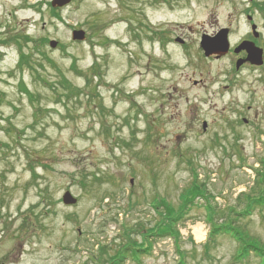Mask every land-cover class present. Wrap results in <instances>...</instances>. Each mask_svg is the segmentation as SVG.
I'll use <instances>...</instances> for the list:
<instances>
[{
    "label": "rangeland",
    "instance_id": "rangeland-1",
    "mask_svg": "<svg viewBox=\"0 0 264 264\" xmlns=\"http://www.w3.org/2000/svg\"><path fill=\"white\" fill-rule=\"evenodd\" d=\"M50 1L0 0V264H99L100 245L111 254L163 205L193 198L178 238H153L150 255L122 264H264L239 257L229 236L209 238L206 224L229 217L204 207L242 211V195L264 192L253 172L264 160V65L235 70L244 56L232 53L251 23L264 30V0H73L55 15ZM139 15L187 46L161 49L145 29L140 41ZM78 29L84 41L71 39ZM219 29L230 53L205 58L199 38ZM20 52L30 62L18 67ZM61 76L77 95L59 96ZM67 191L76 204L63 205ZM237 224L264 249V208Z\"/></svg>",
    "mask_w": 264,
    "mask_h": 264
},
{
    "label": "trees",
    "instance_id": "trees-1",
    "mask_svg": "<svg viewBox=\"0 0 264 264\" xmlns=\"http://www.w3.org/2000/svg\"><path fill=\"white\" fill-rule=\"evenodd\" d=\"M53 15H55L56 11L51 10ZM25 39L28 42H32V40L26 36ZM47 39H43V42L45 43ZM33 43V42H32ZM35 43V42H34ZM43 45L45 44H39L35 43L33 45V48L36 49L35 52L38 53L40 56H43L42 53L39 51L42 49ZM29 56L27 55H22L20 52V58H19V64L18 67H21L26 61L29 63ZM50 63V62H48ZM74 64L71 65V70L77 71V68L74 69ZM90 80V79H89ZM60 86L61 89L63 90L59 96L63 97L65 94H72L75 93L77 95V91L72 88V86L69 85V81L64 77H60ZM58 82V83H59ZM55 88L52 87V90ZM21 91L30 95L29 91L27 88L23 85L21 87ZM259 169H254L253 172L256 175V180L254 183V186L259 188V187H264V160H259ZM197 190V186H195ZM245 194V193H243ZM241 195V194H240ZM239 195V196H240ZM201 198L203 196L200 195ZM212 197V196H211ZM243 200H244V205L246 203V209L242 211H235L232 209H222L221 207L215 205V206H210L209 204H206L205 211L207 212V215L209 218H215L216 216H219L221 213H225V216H228V221H225V223L220 224V225H213L210 221L208 224V232H209V238H213L216 236H229L232 238L234 241L237 242L238 245L241 246V249H239V252H241L238 256L242 257L244 255V252L246 251H252L254 254L258 257L263 258L264 257V249L258 247L256 242H247L245 241V236L242 234L240 229L238 228V222L241 219H245L249 216H251L257 209H262L264 208V192L261 190L256 191V196H251V195H242ZM197 198V197H196ZM214 198V197H213ZM212 198V199H213ZM194 199V198H193ZM193 199L191 201H188L185 203V208L184 210H174L173 207L170 206H162L161 210L159 211V220L155 223L153 227H151L148 230H140L138 229L137 226H134L133 229H127L128 231L125 232V237L127 238L126 241H122L120 245H116L114 248L111 249V254L106 255L107 247L104 245H100L98 248V252H102L101 255L95 257L96 263L99 262V264H122V261L125 263V261H130V262H137L138 258L141 255H150L151 254V246L148 245L145 247V245L149 242V240H153V238L161 239L165 238L168 236H171L172 238H178L179 233L177 230L178 224L181 219L185 217V215H188L187 213L190 212V206L188 205H193ZM187 206V207H186ZM194 206V205H193ZM236 213H235V212ZM212 214L214 216H212ZM206 216V215H205ZM235 217V219L233 218ZM237 227H235V226ZM210 226V229H209ZM132 234H137L139 235L143 241L141 242L142 245L140 247L138 246V241L137 240H132L131 235ZM211 240V239H210ZM125 243V244H124ZM143 246V247H142ZM125 260V261H124Z\"/></svg>",
    "mask_w": 264,
    "mask_h": 264
},
{
    "label": "water",
    "instance_id": "water-1",
    "mask_svg": "<svg viewBox=\"0 0 264 264\" xmlns=\"http://www.w3.org/2000/svg\"><path fill=\"white\" fill-rule=\"evenodd\" d=\"M72 0H52L50 2V6L52 8H62L67 6ZM251 20V18H248ZM252 30L254 31V35H257L255 32V26H252ZM228 30L222 29L220 30L214 37L204 36L201 41V48L204 51V55L209 57L211 55H224L229 50V42L227 39ZM71 38L73 41H83L85 39V34L82 30H74L72 31ZM50 47L53 49L56 47L57 43L55 41H50ZM241 51L246 52V58L243 60H238L236 62V69H238L243 63H250L254 66H260L263 63L262 60V50L255 47L252 42L243 41L240 45H238L234 49V53H239ZM206 125H203L205 129ZM62 202L65 205H74L76 203V199L72 197L70 192H65L62 196Z\"/></svg>",
    "mask_w": 264,
    "mask_h": 264
},
{
    "label": "flooded vegetation",
    "instance_id": "flooded-vegetation-1",
    "mask_svg": "<svg viewBox=\"0 0 264 264\" xmlns=\"http://www.w3.org/2000/svg\"><path fill=\"white\" fill-rule=\"evenodd\" d=\"M140 16V15H139ZM253 23H251L252 25ZM137 25H138V28L136 29L137 30V39H140V41L142 40V36L138 34L139 33H142L143 29L146 30V34L148 35V37L151 39V40H155V42H157V44L159 43L160 46H161V49L163 48H166L168 44L170 43H174L180 47H186L187 46V39L184 37V35H181V34H177L175 36H173L174 38H171L169 39L168 36H164L162 37L163 35L161 33H163V30H160L159 28L153 26V25H148V24H145L144 22V19H142V16L138 17L137 18ZM1 26H0V30H1ZM259 29V27H257ZM257 29V31H258ZM175 32V30L173 31ZM264 30L262 31H258V34L257 35H252L251 34V38H248L247 40L252 42L257 48L261 49L262 50V57H263V64L262 66L264 65V49L262 47V38L264 37ZM217 33L214 32L213 34H206V33H203L201 34L200 38H199V47H200V40L202 38V36H210V37H213L215 34ZM246 40V39H245ZM230 52H228L225 56H227ZM240 54H242V56H245V53L244 52H241ZM210 58H214V59H220L222 57H217V56H211ZM243 58V57H242ZM193 85L195 86H198L199 85V82H193ZM247 111H250V107L247 108ZM241 122L245 125H248L249 121L242 117L241 119ZM205 132V131H203Z\"/></svg>",
    "mask_w": 264,
    "mask_h": 264
},
{
    "label": "bare ground",
    "instance_id": "bare-ground-1",
    "mask_svg": "<svg viewBox=\"0 0 264 264\" xmlns=\"http://www.w3.org/2000/svg\"><path fill=\"white\" fill-rule=\"evenodd\" d=\"M194 232L196 233L199 239L202 237L201 231L197 226L194 228Z\"/></svg>",
    "mask_w": 264,
    "mask_h": 264
}]
</instances>
